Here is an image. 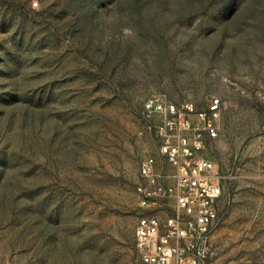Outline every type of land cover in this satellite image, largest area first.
<instances>
[{
    "label": "rangeland",
    "instance_id": "374dc122",
    "mask_svg": "<svg viewBox=\"0 0 264 264\" xmlns=\"http://www.w3.org/2000/svg\"><path fill=\"white\" fill-rule=\"evenodd\" d=\"M152 97L220 100L211 264H264V0H0V264H142Z\"/></svg>",
    "mask_w": 264,
    "mask_h": 264
},
{
    "label": "built area",
    "instance_id": "2783aa9c",
    "mask_svg": "<svg viewBox=\"0 0 264 264\" xmlns=\"http://www.w3.org/2000/svg\"><path fill=\"white\" fill-rule=\"evenodd\" d=\"M39 10V2L32 3ZM219 99L197 110L193 103L176 105L161 97L144 104L160 142V159L146 157L139 164L136 247L142 264H211L213 237L224 196L219 166L203 155L206 138L218 135ZM165 166L168 169L160 168Z\"/></svg>",
    "mask_w": 264,
    "mask_h": 264
}]
</instances>
